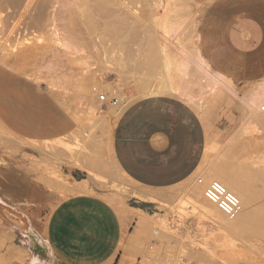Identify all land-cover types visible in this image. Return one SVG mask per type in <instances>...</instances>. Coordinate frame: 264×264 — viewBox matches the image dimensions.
Masks as SVG:
<instances>
[{
	"label": "rangeland",
	"instance_id": "1",
	"mask_svg": "<svg viewBox=\"0 0 264 264\" xmlns=\"http://www.w3.org/2000/svg\"><path fill=\"white\" fill-rule=\"evenodd\" d=\"M44 1L34 0L36 4L41 3L40 6L46 11V14L32 16L34 20L32 17H23L2 21L0 163L24 179L18 181L15 178L19 188L31 184L46 186L44 180H32L29 176L36 173L44 176L50 171L54 183H59L60 188H63L65 180L70 178L69 171L76 167L83 168L89 175L98 178L97 183L101 188H97L95 194L104 198L101 193L109 192L114 198L123 201L122 208L126 210L128 207H140V199L136 198L135 191L130 190L121 176L114 174L102 179L91 171L97 167L105 170L112 168L109 138L117 120L107 113L109 105L106 100L100 101V114L89 111L93 103L91 88L101 82L105 90L118 96L124 95L128 99L127 106L141 99L136 91L138 85L135 81L138 80L137 76H133V70L135 61H144L146 57L144 53L131 51L140 43L137 34L147 28V34L173 52V67L179 65L180 48L188 51L199 48V18L203 7L195 6L187 0H145L141 3L115 0L109 8L107 6L105 13L92 16L95 30H91L89 25L81 22L83 18L79 17L82 6L93 5L89 0H47L45 4ZM161 18L166 22L164 28H161L159 22ZM122 24L127 30H120ZM69 42L77 45V50H80L79 47L82 50L77 51L72 44H67ZM119 46L126 50V54L124 50L117 56L112 52ZM84 63H88L87 67ZM157 81L154 79L152 86H156ZM255 86L257 84L252 85L253 88ZM243 87L235 86L236 94H230L237 99L238 94L243 93ZM100 93L107 96L105 92ZM118 96L110 100L117 102ZM222 97L216 94L208 100L200 101L201 107L205 106V116L208 106L220 101ZM245 121L243 117L231 122L239 124L238 129L241 131L208 135L204 152V171L207 174L212 173L220 164H225L228 180L233 177L231 169L233 172L252 170L256 158L254 153L264 143V128L249 125ZM217 125L221 128L227 124L219 117ZM46 131L52 132L46 134ZM83 135L88 136L87 139L80 138L78 141V136ZM75 142L79 144L78 147L71 146ZM57 143L63 146L58 148ZM72 149H76V155ZM37 150L42 151L37 153ZM47 159L57 162L53 164L48 161L52 166H47L50 165ZM9 162L16 163V168ZM45 168L50 171H45ZM241 176L246 179L239 174V181H245ZM82 177L85 178L74 176V179ZM198 179L203 178L196 174L191 180L160 191V198H151L156 206L151 216L141 213L133 217L132 226L126 232L131 238L129 244L132 246L133 264H264V227L256 229L252 234L236 236L213 230L208 221L207 224L205 219L202 220L200 210L189 202L193 184H197ZM203 182L206 185L210 181L205 179ZM53 188L61 196L67 195L54 185ZM254 189V195L257 194L255 196L258 198L249 207L258 211L262 208L260 210L264 214V186L257 184ZM180 202L184 204L183 212L178 210ZM111 204L121 210L119 206ZM19 222L25 226L23 219Z\"/></svg>",
	"mask_w": 264,
	"mask_h": 264
},
{
	"label": "crops",
	"instance_id": "2",
	"mask_svg": "<svg viewBox=\"0 0 264 264\" xmlns=\"http://www.w3.org/2000/svg\"><path fill=\"white\" fill-rule=\"evenodd\" d=\"M187 1L203 7L199 48L187 52H199L225 83L211 91L212 83L197 73V63L187 60L180 48L181 63L166 78L168 91L133 101L116 120L109 138L112 168L91 170L102 179L121 176L140 199V207L126 210L109 192L101 193L105 199L95 194L101 186L93 175L91 184L84 186L86 192L65 196L53 188L65 193L51 172L29 176L44 180L46 186L19 188L15 178L24 179L0 163V264H133L126 233L133 217L151 216L156 210L151 198H160V191L196 175L211 134L241 131L239 124L231 122L245 117L244 95L264 80V0ZM189 73L195 75L191 83L186 79ZM237 85H243V91L248 88L249 94L246 90L235 99L231 94H236ZM186 93L199 102L216 94L223 97L208 106L205 116V106L197 110L183 97ZM90 96L93 102L91 92ZM219 117L225 127H218ZM10 165L16 168L17 164ZM69 172L72 180H68L75 185H83L89 175L77 167Z\"/></svg>",
	"mask_w": 264,
	"mask_h": 264
},
{
	"label": "bare ground",
	"instance_id": "3",
	"mask_svg": "<svg viewBox=\"0 0 264 264\" xmlns=\"http://www.w3.org/2000/svg\"><path fill=\"white\" fill-rule=\"evenodd\" d=\"M114 1L115 0H89L88 2H92L93 5H85V6L81 7V11L79 12L80 13L79 17L83 18V20L81 22L82 23H86L87 25H89L91 30H95V23H93L92 16L95 15V14H98V13H101V14L105 13L106 10H107V6L109 8V6H111V3L114 2ZM131 1H135V2H140L141 3V2H144L145 0H131ZM46 2H47V0L44 1V4ZM85 2H87V1L85 0ZM40 4L34 3V0H0V33H1V30H2L1 26H2L3 19H8V20L9 19H13L14 20L16 18L17 19L18 18L20 19V18H23V17L30 18V17L35 16V15L39 16V15L46 14L45 9L43 8V6H40ZM32 18H33V20L35 19L34 17H32ZM159 22H160L161 28H164L166 26L165 19L161 18ZM148 25L149 24H147V27H148ZM20 27H21V25H20ZM124 29L127 30L126 26L124 24H122L120 26V30H124ZM144 29L143 30L141 29V33L139 35L137 34V36H136L139 39L140 43L139 44L137 43L136 44L137 45L136 48L131 50L132 52L144 53L145 57H146V60H144V61H142V60H139L138 62L135 61V63H134L135 64V68L133 70V76H137L136 79L138 80V81H135V83L138 85V89L136 91L138 92V95L141 96V97L154 96V95H160L162 93H166L168 91V88L166 86V78L169 75V72L171 71V68L173 67V52L168 51V49L163 47L159 41L154 40L153 37H151L149 34H147V31H146L147 28L145 30ZM51 33H53V32H51ZM138 39H136V40H138ZM67 44L71 45L72 42L71 43L69 42ZM71 46L73 47L74 44H72ZM76 46H74L73 48H75L77 50ZM79 49L82 50L80 47H79ZM80 50H77V51H80ZM122 50H124V48H121V46H119L118 49H114V51H112V52H114V54H116V56H117V54H119ZM125 51L126 50L123 51L124 54H126ZM182 51H183V52H181L182 55L187 60H189L190 62L194 63V65H195V63H197L196 64V66L198 67L197 73L198 74L200 73L201 77H203L204 80H206L208 83L209 82L212 83L213 87L211 88V91H214L219 85H222V83H225L226 79L223 77V75L213 71L210 68L209 64L207 62H205V60L203 59L202 55L199 52H192V53L189 52L188 53L185 48H182ZM114 54H113V56H114ZM93 56L95 57L96 55H93ZM97 56H98V53H97ZM87 57L88 56H86V58ZM91 58L92 57L90 56V59ZM88 59H89V57H88ZM98 59L99 58L97 57V60ZM113 60H115V59L113 58ZM87 62H90V61H87ZM110 62H111V60H110ZM4 63H5V61H4ZM93 63H91V64H93ZM87 64L88 63H84V66L87 67ZM98 72H94V73L99 74ZM99 76H100V74H99ZM194 78H195L194 73H192V74L189 73L187 75L186 79H187V82L191 83L192 81L195 80ZM154 79L158 80L156 86H152V84H151V82ZM93 86L94 87L91 88V93H92V95L94 97V100H93L92 106H91L89 111L92 112V113L100 112L101 105H102V103L100 102L101 101L100 100V96H104V94L100 93L102 91V92H105L107 94V96L104 97L105 100L107 101L108 105H109V107L107 109V113L110 114L115 119H118L119 116L121 115V113L123 112V110L126 108V106L128 104V99H126L124 95L118 96V94H116V93H114L112 91L105 90L104 86L101 84V82L100 83H95ZM108 86H109V84H108ZM251 87H252V85H251ZM247 89L248 88H246V90ZM249 89H253L250 94H249V91H250ZM249 89H248L249 91L247 90L248 91L247 93L249 95H247V94L244 95L245 96V102H244L245 118H246V120H247L249 125L264 128V111H263V108H264V80L259 82V83H257V86H255L254 88L252 87V88H249ZM246 90L244 89L245 93H246ZM244 91H243L242 94H245ZM115 95L118 96L117 102H114V101L110 100L111 97H113ZM183 97L187 100V102L190 105H192L196 109L200 110L202 108L201 105H200V102L196 98H194V96H192L190 93H186L185 95H183ZM98 114H100V113H98ZM94 115H96V114H94ZM101 116H103V114ZM101 116H99V117H101ZM84 131H85V129H84ZM78 134L80 135V132ZM85 134H87V133H85ZM78 137L77 138H78V141H79L80 138L85 140V139H87L88 136L86 137V135L85 136L83 135L82 137L81 136H78ZM82 139H81V141H82ZM67 140L68 139H66V141ZM70 141H71V139H70ZM48 143H50V142H48ZM61 143H64V142H61ZM59 144H60V142H59ZM59 144H58V148H59V146L62 145V144L61 145H59ZM44 145H46V144H44ZM52 145H53V143H52ZM78 145L79 144L77 142H75L74 144H71V146H74V147H78ZM80 145L82 146L83 143L80 144ZM64 146L67 147L68 145L66 146V144H64ZM45 147L46 146H44V148ZM65 147H63V148H65ZM33 148H34V146H33ZM44 148H42V149H44ZM51 149H53V148H51ZM39 151H42V150H39ZM39 151L37 150V153ZM72 151H73L74 154L77 153V152H75L76 149H75V151L72 149ZM78 151H81V150H78ZM55 152L56 151H54L53 154H55ZM61 152L64 153L63 151H61ZM41 154H39V155H41ZM254 156L256 158H255V161H253L252 170L243 169V172H239L237 170H234V172H233L232 169H231L230 172L233 174V177H231V180H228L227 177L225 176V164H223V165L220 164V166L217 167V169H215L212 173L207 174L204 171L205 159H204V156H203L202 162H201V164L198 167L197 172H196V174L200 175V177L203 178V179H201V183H198V181H197V184H195V185L193 184L194 188L192 190L191 196L189 197L190 200L189 199L188 200H189V202L191 201V203L196 208H198L200 210V213H201V216H202V220L205 219L206 222L208 221L210 223L209 226H211V228L213 230H215L217 232L223 231L225 234H227L229 236L230 235L236 236L237 234H240V235L241 234L242 235L252 234L256 229L264 227V214H263L262 210H260L262 208H260V209L258 208L259 209V211H258L256 209H251L249 207L251 205V203L254 202V199L258 198V196L257 197L255 196L257 194L254 195V192H253L254 187L257 184H260V185L264 186V172H263L264 143L258 147V149L254 153ZM46 157L48 158V156H46ZM49 157H50V155H49ZM48 161L49 160L47 159L46 162H48ZM49 162L55 164V162H57V161H54V162L49 161ZM49 162H48V164H50ZM44 164H42V165H44ZM95 165H97V164H95ZM45 166H46V164H45ZM47 166H52V165L50 164V165H47ZM226 167L228 169V166H226ZM47 169H49V168H47ZM238 169H239V167H238ZM228 174H229V171H228ZM239 174L240 175H244L246 177V179H244L241 176L245 181H242V182L239 181V178H240ZM205 179H207L208 181H218V182H220L223 186H225V188L228 191L234 193L240 199L241 211L234 219H231V220L227 219L219 211V209L217 208L216 205L208 202L205 199L204 194H203L204 187H205V184H204L203 181ZM90 184H91V175L87 176V181H85L83 183V185H75L74 182H72V181L70 182L67 179V180H65V185H63V190L65 191V193L66 192H72V191L86 192L87 189L84 186H89ZM255 192H256V190H255ZM144 199H146V198H144ZM183 202L184 203L186 202L185 199H183ZM117 203H119V206H124L123 201L120 200V199H119V201L117 200ZM259 205H260V203H259ZM178 210H180L181 212L184 211V204L183 203L180 204ZM208 222H207V224H208ZM198 223H199V221H198ZM199 224L197 226L198 228H199ZM202 226H201V228H202ZM212 229H210V230L212 231ZM199 230H201V229H199ZM212 233H213V231H212Z\"/></svg>",
	"mask_w": 264,
	"mask_h": 264
},
{
	"label": "built area",
	"instance_id": "4",
	"mask_svg": "<svg viewBox=\"0 0 264 264\" xmlns=\"http://www.w3.org/2000/svg\"><path fill=\"white\" fill-rule=\"evenodd\" d=\"M105 96H100L101 101H105ZM264 111V108H263ZM263 172H264V158H263ZM201 183V179L197 180ZM205 199L216 205L219 211L227 218L234 219L241 211L240 199L232 192L228 191L218 181H210L204 187Z\"/></svg>",
	"mask_w": 264,
	"mask_h": 264
}]
</instances>
